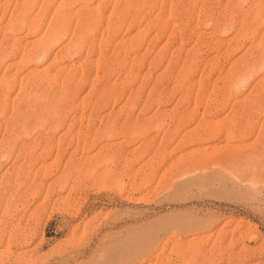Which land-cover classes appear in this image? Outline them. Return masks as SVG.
<instances>
[{"label": "rangeland", "instance_id": "rangeland-1", "mask_svg": "<svg viewBox=\"0 0 264 264\" xmlns=\"http://www.w3.org/2000/svg\"><path fill=\"white\" fill-rule=\"evenodd\" d=\"M0 264H264V0H0Z\"/></svg>", "mask_w": 264, "mask_h": 264}, {"label": "bare ground", "instance_id": "bare-ground-1", "mask_svg": "<svg viewBox=\"0 0 264 264\" xmlns=\"http://www.w3.org/2000/svg\"><path fill=\"white\" fill-rule=\"evenodd\" d=\"M241 71H242V70H241ZM224 104H225V103H224ZM221 106H222V105H221ZM223 107H224V106H223ZM217 108H218V107H217ZM211 110H212V109H211ZM215 110H216V109H215ZM207 112H209V111H207ZM202 120H203V119H202ZM200 122H202V121H200ZM202 123H203V122H202ZM224 123H225V122H224ZM207 124H208V123H207ZM207 124H206V125H207ZM198 125H199V124H198ZM221 125H222V124H221ZM237 125H238V124H237ZM201 127H203V126H201ZM199 128H200V127H199ZM230 128H231V127H230ZM239 128H240V127H239ZM243 128H245V127H243ZM200 130H202V129H200ZM204 130H205V129H204ZM229 130H230V129H229ZM242 130H243V129H242ZM238 131H239V129H238ZM238 131H237V132H238ZM243 131H244V130H243ZM197 132H198V131H197ZM200 132H201V131H200ZM230 132H231V131H230ZM232 132H233V131H232ZM228 134H229V133H228ZM225 136H228L227 133H225ZM225 136H224V138H225ZM197 139H199V138H197ZM195 141H197V140H195ZM197 143H198V142H197Z\"/></svg>", "mask_w": 264, "mask_h": 264}]
</instances>
